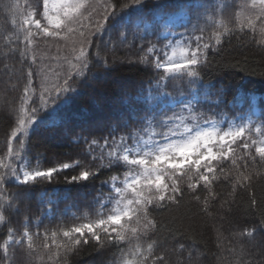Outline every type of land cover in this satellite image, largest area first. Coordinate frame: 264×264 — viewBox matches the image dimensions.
<instances>
[{
  "label": "snow or ice",
  "instance_id": "snow-or-ice-1",
  "mask_svg": "<svg viewBox=\"0 0 264 264\" xmlns=\"http://www.w3.org/2000/svg\"><path fill=\"white\" fill-rule=\"evenodd\" d=\"M257 2L259 11L255 19L247 20L246 26L255 32L256 21H260V35L264 37V0H253L251 7L256 8ZM4 6L24 16L15 35L16 41L25 47L20 49L17 44L16 48L2 54L7 56L8 52L19 50L22 60L29 57L31 60L19 108L11 110L16 126L8 139L7 162L0 160V169H3L0 171V227L11 222L14 207L21 198L31 196L34 185L51 183L56 174L69 168H79L78 174L66 176L65 180L69 185L85 186V182L98 177L101 169H109L113 174L101 181V188L97 189L93 201L98 206L96 219L88 220L85 216L87 222L53 231V244L66 253L90 241H95L100 247L105 244L127 245L120 249L122 264H157L165 257L163 254L154 255L161 244L152 237L165 226L153 218L152 209L166 208L169 203L178 204V197L184 195L182 180L186 178L187 189L194 194L195 200H200L198 189H206L208 197L214 199V182L220 179L218 173L228 178L230 170H226L225 162H230L238 173L233 191L238 187H251L253 175L250 172L245 174L249 160L253 166L264 163V115L259 118V123L253 119L254 113L242 110L229 117L225 109L235 107L241 89L236 90L233 101L225 102L222 89L212 98L207 90L214 85L211 82L205 84L202 71L208 63L210 49L219 45L223 36L230 34L231 29L223 20L216 19L217 15L223 16L226 5L217 4L214 0L211 3L202 0H152L148 7L147 0H129L120 6L118 12L117 3L107 0L102 18L95 20L94 13L98 8L90 0H42V7L37 0L26 15L20 12L18 4ZM185 11L195 13V19L186 15L184 22L179 24L185 31L177 32L176 20ZM110 18L115 19L122 29L121 43L127 42L129 30L132 43L140 41L139 51L143 54L138 62L153 74L147 95L142 90L134 101L122 104L123 111L110 116L97 117L84 108L73 111V105L82 96L79 87H87L88 73L93 64L89 51L94 44L93 37L97 34L102 36L109 27H113L108 23ZM209 27L213 28V33L206 41L204 33ZM76 34L79 36V48L73 47L72 57L67 58L69 71L62 82L45 88L40 93L39 103L35 99L30 101L29 88L34 87L36 75L31 68L37 63L36 42L42 37L67 39L69 35ZM5 40L11 42L10 37H5ZM260 42L264 43V40ZM95 55L100 61L99 45ZM96 66L107 69L109 62L103 59ZM169 82L179 87L169 92ZM41 112L46 113L42 118ZM108 120H115V123H108ZM75 121L94 129H106V134L100 137L92 132H89L91 139L83 137L84 152L90 160L77 159L46 170L39 166L31 167L26 160V141L19 134L30 136L32 126H47L49 122L64 126L67 132L71 131L68 125ZM253 130L257 136L252 135ZM14 140L19 148L13 147ZM80 141L81 137L77 136L75 142ZM10 185L18 188V192L9 194L7 189ZM105 186L108 188L107 196L103 192ZM45 195L46 191L41 193V197ZM208 197L204 199L205 208L209 204ZM257 206L253 193L251 207ZM22 227L23 232L19 236L15 229L9 227L2 238L0 249L3 256L0 259L3 264H9L10 247L26 243L32 250L33 235L29 231V222L26 220ZM36 227H39L38 223ZM259 228H264V217L259 224L253 222L251 227L239 233L240 242L255 240ZM167 230L176 234L172 229ZM58 235L64 238L63 243L56 242ZM44 238L48 239L47 231ZM144 238L148 241L146 248L142 243ZM44 247L49 245L45 243Z\"/></svg>",
  "mask_w": 264,
  "mask_h": 264
},
{
  "label": "trees",
  "instance_id": "trees-1",
  "mask_svg": "<svg viewBox=\"0 0 264 264\" xmlns=\"http://www.w3.org/2000/svg\"><path fill=\"white\" fill-rule=\"evenodd\" d=\"M90 2L98 8L94 13V20L102 18L104 3L107 0H99V4L97 0ZM112 2L117 3L119 12L120 6L128 3L129 0H112ZM202 2L211 3L213 0H202ZM214 2L226 5L223 16L217 15L216 19L223 20L231 31L230 34L223 36L219 45L210 49L208 63L202 71L205 84L211 82L214 87L207 91L212 98H215L217 91L222 89L223 98L228 102L233 101L236 90L241 89L235 107L232 110L225 109L229 117L239 110L251 112L252 100L257 98L258 106L261 108L257 120L259 123V118L264 115V43L260 42L264 37L260 35L262 26L260 21H256L255 32L246 25L249 18L255 19L260 6L252 8L253 0H214ZM36 3L37 0H0V160L5 162H7L8 139L16 126L11 110L19 108V98L23 95L27 83L31 57L22 60L19 50L15 53L8 52L7 56L2 54L10 48H16L17 44L20 49L25 47L23 43L16 41L15 35L24 16L4 5L18 4L20 12L26 15ZM151 3L152 0H147L148 7ZM40 4L42 7V0ZM185 12L195 19V13ZM108 23L113 27H109L102 36L97 34L93 37L94 44L89 49L93 64L88 73L87 87H79L82 96L73 105V111L84 108L97 117L110 116L123 111L122 104L134 101L142 90L144 95H147L153 74L150 70H144L138 62L140 55L143 54L139 51L140 41L137 40L133 44L129 30L127 42L121 43L122 29L113 18H110ZM241 25H243L242 30ZM176 31L184 32L185 29L177 27ZM219 31L222 32L223 29ZM212 33L213 28L209 27L204 33V39L209 40ZM5 37H10L11 42L6 41ZM78 40L79 36L76 34L69 35L67 39L42 37L36 42L34 52L37 63L31 65L36 75L33 81L34 87L29 88L30 101L35 99L39 103L40 93L45 88L62 82L63 76L69 71L67 58L72 57L73 47L78 50ZM212 43L215 44V41L213 40ZM97 45L100 50V61L96 60L95 55ZM103 59L109 62L107 69L96 66L102 63ZM176 87L179 86L169 82L167 90L172 92ZM201 99H203V90ZM45 114L41 112L40 117ZM108 123H115V120H108ZM68 128L71 131L66 132L64 126L49 122L47 126H32L30 136L19 134L20 138L26 141V160L31 167L39 166L46 170L77 159L88 161L90 157L85 155L83 137L87 136L91 139L89 132L97 137L106 134V129H94L80 121L68 125ZM252 135L258 134L253 130ZM77 136L81 137L80 143L75 142ZM13 147L19 148L15 140ZM252 151L254 154V149ZM225 165L226 170H230V175L226 179L223 174L218 173L220 179L214 182L213 186L214 199L208 197L206 189H198L200 200H195L194 194L187 189L185 178L181 181L184 195L178 197V204L169 203L166 208L152 209L153 218L165 226L152 237L161 244L154 255L163 254L165 257L163 262L157 261V264H264V228L257 230L255 240L245 239L244 243H241L239 237L243 229L251 227L253 222L259 224L264 217V163L253 166L249 160V168L245 174L250 172L253 175L251 187L247 189L238 187L235 192L233 183L238 173L230 162H225ZM78 172L79 168H69L56 174L51 183L42 182L34 185L31 196L21 198L14 207L10 215L11 222L0 227V244L3 243L2 238L6 236L9 227L16 230L17 236L22 234V225L27 220L30 225L29 231L33 235V248L29 250L26 243L22 246L10 247L9 264H122L120 249L126 248L127 245L105 244L100 247L95 241H90L86 245H79L77 250L66 253L63 248H57L53 244V231L87 222L85 216L88 220L96 219L98 206L93 201L97 196V189L101 188V181L113 174L109 169H101L98 177L85 182V186L67 184L65 177ZM120 179H123L122 175ZM69 189L71 191H67ZM18 190L10 185L7 192L11 194ZM44 191L47 195L41 197ZM103 192L107 196L106 186ZM253 193L258 202L257 207H251ZM206 197L209 200L207 208L204 204ZM8 215L6 213V216ZM167 229H172L176 234L173 235ZM46 231L47 240L44 238ZM56 242L63 243L64 238L58 235ZM147 242V238H144L142 241L144 248L147 247ZM45 243L49 245L48 248L44 247ZM2 256L3 251L0 249V257ZM0 264H3L2 259Z\"/></svg>",
  "mask_w": 264,
  "mask_h": 264
},
{
  "label": "rangeland",
  "instance_id": "rangeland-1",
  "mask_svg": "<svg viewBox=\"0 0 264 264\" xmlns=\"http://www.w3.org/2000/svg\"><path fill=\"white\" fill-rule=\"evenodd\" d=\"M257 6H260L257 2ZM185 17H186V13H184L183 15H179L177 20H176V27L179 26V24L183 23L184 20H185ZM178 54V53H177ZM252 104H253V108H252V111L251 113H254L253 115V119L254 120H257V118L260 116V111H261V108L258 106L257 104V98H254L252 100Z\"/></svg>",
  "mask_w": 264,
  "mask_h": 264
}]
</instances>
